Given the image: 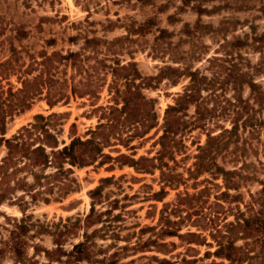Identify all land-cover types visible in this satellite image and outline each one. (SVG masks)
Listing matches in <instances>:
<instances>
[{
  "label": "rangeland",
  "instance_id": "rangeland-1",
  "mask_svg": "<svg viewBox=\"0 0 264 264\" xmlns=\"http://www.w3.org/2000/svg\"><path fill=\"white\" fill-rule=\"evenodd\" d=\"M0 25V62L10 61L0 67L3 86L17 89L27 77H37L38 81L53 78L51 86L47 90L43 88L29 109L8 120L6 137L21 126L35 122L34 115L41 113L45 118L39 122L46 125L61 144L68 143L74 136L103 141L107 138L104 151L111 156L122 152L134 159L154 158L160 149L157 140L162 133L165 108L188 82L187 76L175 69H198L209 78H215L213 92L219 94L218 100L214 103L209 100L208 104L215 106L216 115L221 111L233 113L225 101L233 99L234 94L232 83L225 79L228 69L246 72L264 88V47L259 48L252 41L254 35L264 32V0H0ZM238 38L245 43L237 45L234 41ZM69 52L76 55L58 57V53ZM43 53L56 55L52 62L46 63L47 67L36 63ZM214 56L217 58L213 59ZM129 62H135V67L118 68V64ZM134 69L142 76L136 79L139 89L153 99L150 106L156 111L158 123L145 135L129 139V145L125 146L120 139L134 131V124L123 123L120 118L110 125L106 113L119 101L117 89L125 88V75L131 76ZM240 93L253 105V111L249 109L250 125L239 120L238 135H233L216 156L220 165L239 171L234 176L239 181L238 187L230 189L237 198L217 199V193L224 189L218 175L201 172L196 180L188 177L199 146L205 143V131L218 130L220 125L230 127L231 118L226 114L214 118L218 125L209 122L204 128L195 127L181 135L173 155L165 156L161 164L156 160L154 169L145 170L149 167L147 160L139 163L145 168L141 171L118 160L97 161L82 167L73 166L72 173L66 176L70 186L62 190L67 193L53 196L58 194L57 189L54 194H46L51 197L49 202L41 198L31 201L25 194L28 203L24 204L22 199L16 198L21 191L14 192L11 198L0 203V244L8 237L14 223L23 217L28 227L26 250L30 255L34 244L40 248L54 247L56 231L62 229L63 223H82L93 202L90 191L101 185L99 200H94L95 207L104 210L116 201L112 213L119 216L110 220L107 231L118 229L120 236L114 238L108 234L104 239L95 236L93 249L97 256L125 244L126 238L133 243L153 238L162 241L164 237L174 245L165 247L150 241L143 251L129 249L120 257L119 264H158L149 259L151 255L170 258L172 264H180L182 255L198 258L193 264H230L214 255L203 256L206 250L214 249V244L211 247L192 244L191 248L177 236H157L156 231L165 203L170 208L179 192L192 193L204 185L209 186L208 199L212 202L207 213L214 211L218 224L234 220L237 210H246L249 204L259 207L264 198V105L255 103L246 83ZM203 94L208 96L206 91ZM48 98L53 99V105L48 104ZM187 116H194L193 105L189 106ZM100 123L105 126L99 127ZM5 152V147L0 146V158ZM182 176L188 179L178 183ZM104 177L110 178L101 181ZM168 177L174 183L172 186L164 181ZM162 186H165L164 191L154 195ZM141 227L147 228L137 234ZM187 228L183 225L181 232ZM82 233L80 225L75 233L68 234L64 246L69 248L71 243L82 239ZM165 249L171 252L165 254L162 252ZM36 259L45 260L42 251L36 253ZM12 262L9 251L0 253V264ZM84 264L93 263L84 261Z\"/></svg>",
  "mask_w": 264,
  "mask_h": 264
},
{
  "label": "trees",
  "instance_id": "trees-1",
  "mask_svg": "<svg viewBox=\"0 0 264 264\" xmlns=\"http://www.w3.org/2000/svg\"><path fill=\"white\" fill-rule=\"evenodd\" d=\"M18 27V26H17ZM2 29L0 25V30ZM19 31L22 29L18 28ZM17 31V33H19ZM253 43L257 47H264V32L259 35H254ZM237 45H243L244 40L236 39ZM73 52L65 55L58 53L61 59L75 56ZM42 59L36 63L47 65L52 62L56 55H47L43 53ZM217 57L214 56L213 59ZM10 61H1L0 67L7 65ZM118 64V63H117ZM47 67V66H46ZM135 67V62H129L125 65H119L118 68L127 69ZM46 68H44L45 70ZM184 73L188 82L183 90L177 93L174 102L168 104L163 115L162 133L159 135L157 143L160 149L157 156L154 158H146L144 156L134 159L125 153H119L116 156H111L104 151V141L95 137L81 139L74 136L68 143L61 142L55 134H53L46 125H43L39 120L44 119V115L37 113L34 115L35 122L21 126L16 133L6 137L8 120L13 118L17 113H22L29 109L36 96H40L43 88L46 90L51 86L53 78L50 76L47 79L38 81L37 77L26 78L22 80L21 88L13 89L12 86L4 87L0 81V146H4L6 152L0 158V203L5 199L11 198L14 192L21 191L16 198L23 200L24 204L28 201L25 199V194L29 195L31 201L41 198L45 202H49L51 197L46 194H54L58 189V194L53 196L60 197L67 193V186H70L66 181V176L72 173L73 166L82 167L90 165L98 161L112 162L118 160L120 164H128L135 167L138 171L145 169L139 163L144 160L149 161V167L154 169L155 161L159 164L163 162L165 156H172L180 136L195 127H206L209 122L218 125L214 118L228 114L230 116V127L220 125L218 130H206V140L203 145L199 146V152L196 154L194 167L188 169V177L195 180L198 179L201 172H210L221 177L224 189L217 193V199L233 197L237 198V194H232L230 189L238 187L239 181L235 175L239 174L236 169H228L220 165L216 161V156L219 151L226 147L233 135H238L239 120L246 125L249 123L251 114L249 109L253 111V105L249 99L241 97L240 88L246 83L250 89V94H253V100L260 106L264 105V88H261L251 77L244 71L238 68L228 69L225 73V79L233 85V99L227 98V107L230 111H221L216 115L214 105L208 104V101L217 102V96L213 92L216 85L215 78H209L207 75L199 72L198 69H175ZM178 72V73H179ZM142 78L136 69L132 75H125V88L117 92L120 94L118 102L111 105L107 111L108 124H115L121 118V122L134 124V131L128 135L123 141L125 146H128L129 139L138 135H145L152 127L156 126L157 115L153 107L150 106L153 99L147 98L139 89L140 83H136V79ZM220 84V83H219ZM33 85V86H32ZM32 86V88H31ZM206 91L208 96L203 94ZM59 100V99H58ZM57 101V100H56ZM49 105H53V99H47ZM118 104H120L118 106ZM194 107V116L188 118L187 112L189 106ZM230 109V108H229ZM255 111H258L254 108ZM243 112H247L242 115ZM244 117V118H243ZM214 120V121H213ZM105 126L100 123L99 127ZM91 132L96 133L95 130ZM111 166V165H110ZM52 168L48 171V168ZM160 168V167H159ZM161 173L164 174V171ZM20 172H24L20 175ZM19 174V175H18ZM29 177L31 180H29ZM188 177H181L179 182H184ZM65 178V179H64ZM110 177H104L101 181H106ZM167 185L172 186L171 178L164 179ZM102 186H97L90 191L92 203L89 212L83 218L82 223L62 224V229L56 231V237L53 240L54 247L40 248L38 245H33V254L30 255L26 246L28 244V227L24 223L23 217L19 222L14 223V227L9 230L7 238L2 239L0 244V253L5 254L9 251L12 254L13 262L11 264H84V261L93 264H119L120 257L129 249L143 251L150 241L157 245L165 246L174 245L172 241H158L156 238L149 241L137 240L133 243L127 241L123 245H118L108 254H102L101 257L96 255L93 249L96 239L95 236L105 238L108 234L114 238H119L118 229H112L111 233L107 231V224H110L112 219H116L119 215L113 214V208L117 205L116 201L104 210H97L94 200H99ZM165 186L157 191L154 195L158 196L164 191ZM209 186L204 185L198 187L195 192H179L170 208L168 203L160 210L159 229L156 231L157 236H177L186 242L187 247H192V244L213 246L212 251L206 250L203 256L214 255L218 258L225 259L230 264H264V198L261 199L259 207L254 204L246 206V210L238 209L234 220H223L222 223H217L215 212L207 213L212 202L208 199ZM9 195V196H8ZM207 205V206H206ZM24 212V211H23ZM97 224L91 230H88L92 225ZM81 225L83 229L82 239L71 243L69 248L64 246V240L70 233H75L76 229ZM183 225L188 228L181 232ZM194 226L192 230L190 227ZM147 227H141L136 233L139 234ZM134 233V231H133ZM243 241L238 244L237 241ZM129 241V242H128ZM45 256L44 261L36 259V253L41 252ZM167 254L171 250H162ZM138 257H143L139 256ZM149 259H154L158 264H172L173 261L165 256L158 257L157 255L149 256ZM196 257L182 255L179 258L180 264H193L197 261ZM134 260V259H131ZM131 262V261H130ZM145 264V263H143ZM150 264V263H146Z\"/></svg>",
  "mask_w": 264,
  "mask_h": 264
}]
</instances>
